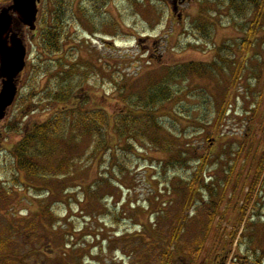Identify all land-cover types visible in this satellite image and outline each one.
<instances>
[{
    "label": "rangeland",
    "instance_id": "rangeland-1",
    "mask_svg": "<svg viewBox=\"0 0 264 264\" xmlns=\"http://www.w3.org/2000/svg\"><path fill=\"white\" fill-rule=\"evenodd\" d=\"M256 8L186 0L179 18L167 0H42L35 30H23L25 66L0 119V264H203L237 226L225 264H264V173L240 226L234 208L249 177L242 144L264 143V7ZM44 25L56 26L59 48H45ZM189 65L197 72L180 78ZM154 82L172 98L150 113L171 139L167 150L160 137L148 140V123H139L147 138L120 133L121 119L143 120L130 102L159 93L146 91ZM61 85L75 97L47 99ZM74 106L93 117L29 176L15 151L23 133ZM232 168L240 181L228 185Z\"/></svg>",
    "mask_w": 264,
    "mask_h": 264
},
{
    "label": "trees",
    "instance_id": "trees-1",
    "mask_svg": "<svg viewBox=\"0 0 264 264\" xmlns=\"http://www.w3.org/2000/svg\"><path fill=\"white\" fill-rule=\"evenodd\" d=\"M56 1V0H54ZM233 0H230V2L232 3ZM248 2L253 5L254 7L256 6L257 10H261L264 7V0H248ZM245 3V1H244ZM233 6V4H232ZM203 13L200 15V17H204ZM258 14V19L261 17V13L260 11H257ZM48 25V24H46ZM44 25V31H43V43L47 46H45V48H51L52 49H57L58 47V34H57V30H56V26L52 25V27L46 26ZM253 29L250 28L249 29V35L252 34ZM246 42H250V40H244ZM246 45V44H245ZM247 46V45H246ZM193 66V65H192ZM191 65H189L188 67L184 68V70H181L184 72V75L181 74V77H184L186 74H192L194 72H197V68L192 67ZM174 71H171L169 73L173 74ZM171 74V75H172ZM174 77L177 76H172L171 78L173 79ZM170 79V80H172ZM162 81V80H160ZM163 82V81H162ZM162 82L159 85L157 83L158 82H154L152 84H149L146 86V91L147 90H155V87L157 85L156 91L158 90V92H156L157 94H153L154 97H148L149 93L146 92L145 97L138 99L136 97H134V100H132L130 102L131 104V108L134 109L135 111L138 109H142L143 111H146L147 113L143 116V120H140L138 117H129V119L127 120V118L121 119V126L123 127V129L120 131L123 132V134L125 133H133V134H137V136L140 137H144L147 138L146 136V132L140 127L139 123H141L143 126L145 124L148 123V129L152 126L154 131L150 133V137L148 138V140L151 143H157L158 141V137H160V141L157 144H163L161 145V149L164 148V150H167V145H165L164 143H169L170 144V138L168 139L167 137L161 138V136L159 135V130L161 129V126L157 123L156 121V117L153 115V117L150 115V113L152 111H154V108L157 109V107L159 106V103L164 104L165 102L171 100V94H170V90L167 86L164 85V87L161 85ZM65 90V86H60V90L56 93L53 94L52 91H48L47 93V99H59L61 100L63 103L68 102L69 100L73 99L75 96V92L76 89L71 87L64 92ZM78 107V108H76ZM81 107L79 106H74L72 108V110H69L67 112L64 113H56L52 116V118H50L49 120H46L45 122L41 123V124H37L35 125L30 131H27L25 133H23V136L21 138V140L18 143V146L16 148V154H17V159L20 160L19 161V166L22 168V170H24L29 176L34 175L36 172H38L37 170V165L40 163L37 160H41L43 158H47V159H51L53 157H56L59 155V153H61V150H57L55 148V145L58 143H61L62 141H64L67 138V134H71L72 129H74L77 125H79V128H83L84 125L87 124V122L90 120L91 117H93V113L89 114L88 111L84 110V113L80 112ZM97 114H99L100 112H96ZM224 115V113L222 114V116ZM71 117H75V119H71ZM142 121V122H141ZM151 121V123H150ZM75 123V124H74ZM89 123V122H88ZM74 124V125H73ZM73 125V126H71ZM89 126V124H88ZM137 131H136V130ZM88 130V129H86ZM96 130H98V127L96 128L91 127L89 128V131L95 132ZM263 133H264V128H263ZM264 135V134H263ZM120 136V135H119ZM136 136V135H135ZM146 136V137H145ZM70 137V136H69ZM103 143V141H102ZM154 144V145H157ZM262 150H256V148L251 147V148H245V142L242 144L241 147V152L244 150H247L249 152V154L247 155V162L249 163V177L243 178L244 181H246L244 187H247V191L245 193H243V189L241 190V196H242V203L240 205L239 202H236L235 204V209H239V219H238V225L240 226L241 224L244 223V220L246 219L245 215L246 212L248 210V208L253 207L255 200H257V188L260 186V178L262 176V173H264V143L262 144ZM256 152H260L258 154H256ZM53 153H56V155ZM248 165V164H247ZM244 166V165H243ZM232 173L233 172V168H232ZM228 174L226 175L229 179L228 181V185L233 182L234 180H236L237 182L240 181V178L238 177V175L236 174ZM241 176V175H239ZM243 176V175H242ZM237 185V184H236ZM194 193V191H192ZM237 197V196H236ZM222 201V200H221ZM232 204V203H230ZM219 203H218V208H219ZM234 205V203L232 204ZM214 208L213 211H211V213H213V215L211 214V216L208 218V225H206V232H209V230L211 229V225L214 222L215 216H216V211ZM210 215V213H209ZM220 225V224H219ZM238 228V226H237ZM237 228H235V230L233 232H228V236H230V242L227 243V245H224L227 241H224L223 247H220L219 245L221 244L218 243V245H210L206 251L207 254L206 256L202 259L203 264L206 263H211V264H225L226 263V259H227V254H228V249H226L225 246H229L231 247L232 244L234 242H236L238 240V238L240 239L241 235H238L237 232ZM222 229H220V227H217L215 229V237L219 236V233H222L221 231ZM225 234L222 233V237ZM238 236V237H237ZM172 238H176V235H173ZM220 240V239H219ZM204 245L205 243L202 241L199 245V249L197 250V255L199 256L203 251H204ZM214 252H219L218 255L216 256L214 254ZM169 255V256H168ZM165 257L169 258L170 257V252L169 253H165ZM240 259L244 260V264H248V262L246 261L247 258L245 257H241ZM168 261V259H166ZM193 260H197V257H194ZM167 264V263H164Z\"/></svg>",
    "mask_w": 264,
    "mask_h": 264
},
{
    "label": "water",
    "instance_id": "water-1",
    "mask_svg": "<svg viewBox=\"0 0 264 264\" xmlns=\"http://www.w3.org/2000/svg\"><path fill=\"white\" fill-rule=\"evenodd\" d=\"M38 0H13L9 9L0 12V119L14 101L17 92L16 79L24 68L25 47L17 34H11L9 10L16 12L21 23L34 29L36 2ZM11 34V35H10Z\"/></svg>",
    "mask_w": 264,
    "mask_h": 264
},
{
    "label": "flooded vegetation",
    "instance_id": "flooded-vegetation-1",
    "mask_svg": "<svg viewBox=\"0 0 264 264\" xmlns=\"http://www.w3.org/2000/svg\"><path fill=\"white\" fill-rule=\"evenodd\" d=\"M185 1L186 0H167V2L171 5V8L174 9L175 12H177V17H179V18H181V16H182L181 8H182V5ZM41 2H42V0H38L36 2V8H37V14H36V19H35L36 21H37V17H38L39 11H40ZM12 5H13V0H0V12L3 9H9ZM171 13L174 14L172 11H171ZM9 16H10L11 21H12V23H11L12 33L11 34H17L24 43V39L22 38L23 37V30L26 29L27 27L21 23L16 12L9 10ZM36 21H35V25H36Z\"/></svg>",
    "mask_w": 264,
    "mask_h": 264
}]
</instances>
